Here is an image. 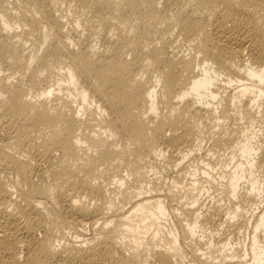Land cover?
I'll return each mask as SVG.
<instances>
[{
	"label": "bare ground",
	"instance_id": "6f19581e",
	"mask_svg": "<svg viewBox=\"0 0 264 264\" xmlns=\"http://www.w3.org/2000/svg\"><path fill=\"white\" fill-rule=\"evenodd\" d=\"M0 264H264V0H0Z\"/></svg>",
	"mask_w": 264,
	"mask_h": 264
},
{
	"label": "rangeland",
	"instance_id": "374dc122",
	"mask_svg": "<svg viewBox=\"0 0 264 264\" xmlns=\"http://www.w3.org/2000/svg\"><path fill=\"white\" fill-rule=\"evenodd\" d=\"M215 227V226H214Z\"/></svg>",
	"mask_w": 264,
	"mask_h": 264
}]
</instances>
